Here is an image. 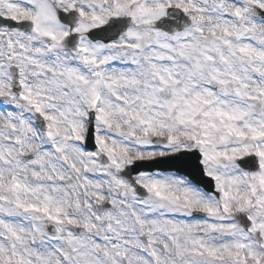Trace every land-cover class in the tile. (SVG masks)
I'll list each match as a JSON object with an SVG mask.
<instances>
[{
	"label": "snow or ice",
	"instance_id": "6c2138e0",
	"mask_svg": "<svg viewBox=\"0 0 264 264\" xmlns=\"http://www.w3.org/2000/svg\"><path fill=\"white\" fill-rule=\"evenodd\" d=\"M0 264H264V0H0Z\"/></svg>",
	"mask_w": 264,
	"mask_h": 264
}]
</instances>
